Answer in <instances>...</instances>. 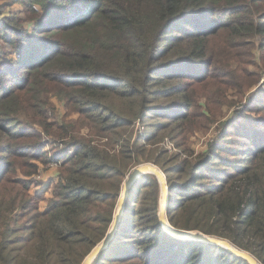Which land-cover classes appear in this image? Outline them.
<instances>
[{"label":"trees","instance_id":"trees-1","mask_svg":"<svg viewBox=\"0 0 264 264\" xmlns=\"http://www.w3.org/2000/svg\"><path fill=\"white\" fill-rule=\"evenodd\" d=\"M14 1L26 18L0 16L14 54L0 47V264H83L111 229L128 175L149 162L166 176L170 225L264 264V114L252 119L246 106L195 156L186 142L198 109L207 131L216 107L260 81L264 0ZM54 97L78 118L60 121ZM44 136L65 154L49 158ZM166 140L188 156L158 147ZM37 162L59 167L45 210L29 178ZM161 197L155 174L136 179L92 264H249L171 236Z\"/></svg>","mask_w":264,"mask_h":264},{"label":"rangeland","instance_id":"rangeland-1","mask_svg":"<svg viewBox=\"0 0 264 264\" xmlns=\"http://www.w3.org/2000/svg\"><path fill=\"white\" fill-rule=\"evenodd\" d=\"M22 9L23 6L21 3L15 1L13 2V0H0V16L15 14V15H19L20 18H26L24 14L20 15L19 13L20 11H22ZM4 17L5 16L0 18L4 19ZM26 27H28V25H26ZM0 47L2 48L4 52V57L6 59H10L14 56L13 52H11V49L5 46V43L1 39H0ZM263 95H264V73L261 75L260 81L257 83V85L253 87L250 91H248V93L246 94V96L243 98L242 101L238 102L234 106L225 104L222 105L221 107L220 106L216 107L217 115L216 118L214 119V121L216 122L213 124L209 123L211 125L207 131H203V129H201L197 125V122H201L202 120H205L204 115L201 113L202 109H198L197 110L198 113H194L193 118H191V120L194 121V123L192 125L187 126V128H189L188 131L189 134L186 137L187 147L190 148V150H192L195 153L194 156L197 155L199 152L206 151L208 144L212 142L216 136L222 134L220 132L221 128L219 129L221 123H224L229 119H236L240 114L242 115L244 113L246 106H249L250 109V111H247L246 114H249L248 116L252 117V119L259 118L261 115H263L264 109H260L258 111V108L260 106H263L264 104V101L259 102L260 98L263 99V97H261ZM52 102L54 106L52 110L56 111L57 117L59 118L60 121L63 118H65L67 121L76 120L78 118V114L70 113L65 103L61 102L58 98L54 97L52 99ZM139 131L140 133H144V128L141 127ZM44 138L49 142V146L45 149V152L48 154L49 158L57 159L65 154L64 152L61 153L63 148L61 142H56L50 145V136H44ZM161 146H164L166 149H168L171 154L180 153L181 156L183 157L188 156L183 151L182 148L176 149L174 147V144L171 143L169 140H166V144L161 143L158 145V147ZM37 164L39 166L37 172L29 178L32 179L35 183L32 186V192L34 194H39L42 197L41 207L42 210H45L48 204V199L50 198V187L51 188L53 187L52 183L57 178V172L59 167L55 163H52L51 165L50 164L46 165V164H42L41 162H37ZM122 195H123V190L121 193V197ZM127 198L128 195H126V200Z\"/></svg>","mask_w":264,"mask_h":264},{"label":"water","instance_id":"water-1","mask_svg":"<svg viewBox=\"0 0 264 264\" xmlns=\"http://www.w3.org/2000/svg\"><path fill=\"white\" fill-rule=\"evenodd\" d=\"M148 173L155 174L161 183L162 197H161V203H160L159 216H160V220L163 225V228L171 236H173L174 238L178 240H182V241L195 240V241H202V242H205L211 245L221 246V247L228 249L234 255L247 260L249 264H262L252 254L235 247L230 241L226 239L209 236V235H206L198 231H186L182 229H177V228H174L172 225H170V223L167 220V206H168V201H169V193H168L169 187H168L167 179L163 171L158 166L152 163L140 164L139 166L132 169L126 181L124 182L123 195L122 197H120L118 201L117 210L114 216V221L112 223L111 229L109 230L106 237L102 240V242L99 243L90 252V254L84 260L83 264H92L93 260L97 257V255L108 246L109 242L114 237V234L117 230L118 223L123 214L124 207H125V201H126V195H128L129 193L128 190L131 188V186L136 181V179H138L141 175L148 174Z\"/></svg>","mask_w":264,"mask_h":264}]
</instances>
